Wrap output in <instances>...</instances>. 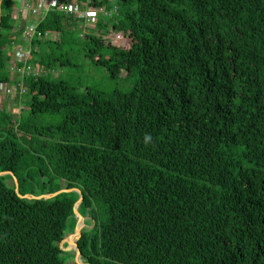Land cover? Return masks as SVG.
Segmentation results:
<instances>
[{
    "label": "trees",
    "instance_id": "16d2710c",
    "mask_svg": "<svg viewBox=\"0 0 264 264\" xmlns=\"http://www.w3.org/2000/svg\"><path fill=\"white\" fill-rule=\"evenodd\" d=\"M78 1L96 24L81 38L49 11L37 74L13 52L22 0L2 1L0 88L28 99L18 117L0 104V172L19 186L0 175V264L77 258L60 244L79 193L19 195L65 188L94 221L71 243L86 264H264V0ZM85 59L132 86L71 84Z\"/></svg>",
    "mask_w": 264,
    "mask_h": 264
},
{
    "label": "rangeland",
    "instance_id": "374dc122",
    "mask_svg": "<svg viewBox=\"0 0 264 264\" xmlns=\"http://www.w3.org/2000/svg\"><path fill=\"white\" fill-rule=\"evenodd\" d=\"M106 12V10H104ZM113 10H110L108 12H112ZM79 20V19H78ZM89 31V30H88ZM77 36L83 38L85 33L87 32V27L85 26V22L83 20L79 21V24H77L76 29L73 31ZM59 35L57 33H54L52 35V38H57ZM78 60H83V56H80ZM77 60V61H78ZM74 61H76L74 59ZM81 62L77 64L78 66L76 68H72V70H69L70 73H68L67 70L63 73L67 75L69 81L73 85L80 86L81 89L84 87H94L98 89H104V90H112L116 87L121 89H128L132 86L134 80L129 79L127 83H124L122 78H116L114 80H110L107 70L104 67L91 65L90 63ZM14 65V63H13ZM12 65V66H13ZM38 71V70H37ZM58 71H54V74L56 75ZM8 86V85H7ZM11 86H8L10 88ZM23 90H25V86L23 85ZM27 99L28 97L25 96L24 93H22V90L19 91H12L10 93H4V91L0 90V104L5 108L6 110H11L15 117L20 116L22 113H24L27 109ZM66 189V188H65ZM55 193V192H54ZM44 194V193H43ZM84 217V216H83ZM78 218V217H77ZM87 224H86V222ZM84 225L82 226V229H90L92 228L94 221L90 217L85 216ZM76 229V228H75ZM69 235L66 237L65 241L61 242V247L64 250L61 254L62 257L66 258L67 253L74 252L73 245H71L72 242L70 239H74V236H72L71 229H68L67 232ZM75 234V231H74ZM80 234V233H79ZM78 234V235H79ZM76 251V250H75ZM75 255H72L68 257L67 264H73L75 262Z\"/></svg>",
    "mask_w": 264,
    "mask_h": 264
},
{
    "label": "built area",
    "instance_id": "2783aa9c",
    "mask_svg": "<svg viewBox=\"0 0 264 264\" xmlns=\"http://www.w3.org/2000/svg\"><path fill=\"white\" fill-rule=\"evenodd\" d=\"M21 11L28 14L29 22L24 25L23 39L27 42L23 44L20 42L14 48L15 60L17 62H24V65L19 69L22 73L32 71L34 74H37L38 71L33 69V67L28 63L31 58V39L37 34L41 37L42 33L37 30V26L40 21L46 16V14L51 10H56L63 12L66 15H73L76 19L83 20L88 24H96L98 15L102 11L91 10L87 7V2L72 0L69 2L63 0H23L21 3ZM109 13V12H107ZM16 68V64L12 66ZM18 86H12L8 88L5 85H2L4 93H10L12 91H17ZM23 90V87L21 89Z\"/></svg>",
    "mask_w": 264,
    "mask_h": 264
},
{
    "label": "water",
    "instance_id": "95a60500",
    "mask_svg": "<svg viewBox=\"0 0 264 264\" xmlns=\"http://www.w3.org/2000/svg\"><path fill=\"white\" fill-rule=\"evenodd\" d=\"M2 1L3 0H0V29H1V18H2ZM7 174H10V175L13 176L14 181H15V185H16L15 186V190H16L17 193H19L18 181H17L15 175L12 172H10V171L0 172V175H7ZM65 191H77L79 193V195H80L79 200H78V202H77V204L75 206V213H76V216L78 217V226L75 229V237H74L73 241H76L79 238V236H80L79 233L81 232V228L84 225V221H85V217L81 216L78 213V207H79L81 201L83 200V196H82L81 192L78 189H72V188L71 189H61V190H59V191H57L55 193H45V194H41V195H38V196L37 195H31V194L30 195H21V194H19V195H20V197L41 199V198H52V197H55V196H57L58 194H60L62 192H65ZM73 248H74L73 250L74 251L76 250V252H77L76 260L79 263H81V264H86V263L83 262V260L81 258V253L79 252L78 248L75 247V246H73Z\"/></svg>",
    "mask_w": 264,
    "mask_h": 264
},
{
    "label": "crops",
    "instance_id": "0c3cea01",
    "mask_svg": "<svg viewBox=\"0 0 264 264\" xmlns=\"http://www.w3.org/2000/svg\"><path fill=\"white\" fill-rule=\"evenodd\" d=\"M22 2H23V0H22ZM20 8H21V4L19 7H16L13 11V17H14V19H16V21L18 23V27L24 26L25 23L27 22L28 18H29L28 14L26 12L21 11Z\"/></svg>",
    "mask_w": 264,
    "mask_h": 264
},
{
    "label": "clouds",
    "instance_id": "9594fccd",
    "mask_svg": "<svg viewBox=\"0 0 264 264\" xmlns=\"http://www.w3.org/2000/svg\"><path fill=\"white\" fill-rule=\"evenodd\" d=\"M151 137L150 136H145V143H147L148 141H150Z\"/></svg>",
    "mask_w": 264,
    "mask_h": 264
},
{
    "label": "bare ground",
    "instance_id": "6f19581e",
    "mask_svg": "<svg viewBox=\"0 0 264 264\" xmlns=\"http://www.w3.org/2000/svg\"><path fill=\"white\" fill-rule=\"evenodd\" d=\"M71 241H73V239L71 240ZM76 252V251H75ZM77 253V252H76Z\"/></svg>",
    "mask_w": 264,
    "mask_h": 264
}]
</instances>
